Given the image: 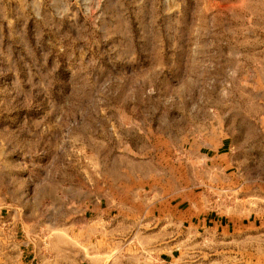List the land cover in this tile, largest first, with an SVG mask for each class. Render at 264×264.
<instances>
[{
	"label": "rangeland",
	"instance_id": "1",
	"mask_svg": "<svg viewBox=\"0 0 264 264\" xmlns=\"http://www.w3.org/2000/svg\"><path fill=\"white\" fill-rule=\"evenodd\" d=\"M0 264H264V0H0Z\"/></svg>",
	"mask_w": 264,
	"mask_h": 264
}]
</instances>
